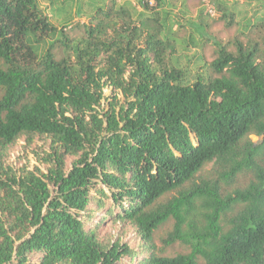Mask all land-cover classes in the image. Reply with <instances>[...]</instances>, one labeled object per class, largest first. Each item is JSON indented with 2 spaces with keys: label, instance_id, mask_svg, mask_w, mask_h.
I'll return each mask as SVG.
<instances>
[{
  "label": "trees",
  "instance_id": "1",
  "mask_svg": "<svg viewBox=\"0 0 264 264\" xmlns=\"http://www.w3.org/2000/svg\"><path fill=\"white\" fill-rule=\"evenodd\" d=\"M73 1L58 27L0 0V264H264V16L192 74L162 0L95 7L78 38ZM22 137L44 171L5 164Z\"/></svg>",
  "mask_w": 264,
  "mask_h": 264
},
{
  "label": "rangeland",
  "instance_id": "2",
  "mask_svg": "<svg viewBox=\"0 0 264 264\" xmlns=\"http://www.w3.org/2000/svg\"><path fill=\"white\" fill-rule=\"evenodd\" d=\"M63 0H40V6L45 10L50 21L61 26L62 15L57 10ZM150 6L154 4V0H149ZM162 12L167 11L168 22L172 24V29H176V45L175 56L179 64L187 65L192 74L200 72L206 74L210 62L214 59L215 48L217 42L232 40L235 36L239 37V31L244 30L251 22H256L264 16V0H213L222 3V11L227 14L226 17L220 18L221 12L218 11L212 0H162ZM112 0H74L72 3L71 12L73 13V21L65 29L68 35L72 38L83 36L85 26L88 24L94 25L93 16L96 14L95 7H104L107 4H112ZM131 5L136 8L138 12L140 6L137 0H114L113 6L116 8L119 5ZM127 7L130 9L127 5ZM160 8V7H159ZM202 10V16L199 12ZM135 11V12H136ZM152 9L148 10V12ZM78 14H77V13ZM135 12L132 18L135 19ZM234 15L230 16L229 13ZM161 13V18L163 17ZM64 17V14H63ZM232 21L231 25L227 23ZM78 23L79 27H75ZM200 27V28H199ZM242 38V37H240ZM109 87L105 88V94L110 95ZM121 97V94H118ZM105 102L102 103V106ZM256 141V136H251ZM49 149L48 140L45 138H35L28 143L23 137L19 138L8 150L5 164L15 169L27 166L29 169L35 167L45 170L44 164L41 163L39 155L45 150ZM171 221H168L162 227L157 235H163L165 230L170 229ZM126 230V231H125ZM121 234L120 241L129 244L130 246L137 245L139 240L135 231L131 226L125 227L124 232L119 224L111 223L102 230V233ZM156 242L159 245L158 237ZM172 251H183V248L175 246L171 248Z\"/></svg>",
  "mask_w": 264,
  "mask_h": 264
}]
</instances>
